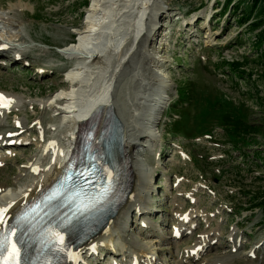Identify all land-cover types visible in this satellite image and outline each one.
<instances>
[{
  "label": "rangeland",
  "instance_id": "1",
  "mask_svg": "<svg viewBox=\"0 0 264 264\" xmlns=\"http://www.w3.org/2000/svg\"><path fill=\"white\" fill-rule=\"evenodd\" d=\"M91 1L0 0L1 29L18 31L11 43L24 45L22 51L14 52V46L0 51V92L23 96L16 109L0 113V134L5 136L18 130V136L24 139L3 153L0 185L7 181L15 183L18 175L19 182L25 180L26 162L35 156L39 143L54 134L55 119L51 117L54 114L46 102L69 87L68 71L74 67V61L63 58L56 47L75 41L84 33ZM225 1L161 0L164 14L148 48L150 52L155 50V57L159 59L148 62L149 68L155 69L158 62V72L169 89L164 90L168 97L155 116L154 143L144 142L145 146L137 150L138 157L153 172L150 191L144 193L147 217L132 213L130 233L158 246L156 258L164 264H202L217 259L216 263L225 264H264V210L260 205H250L255 202L254 195H259L260 200L263 198L260 191L264 190V56L259 55L264 44L260 49L255 46V33L259 29H251L249 25L263 19L264 11L239 23L235 14L240 15L246 5L234 6L233 10L232 4L240 0H231L228 5ZM14 24L21 29L13 28ZM223 58L229 61L248 58L243 67L252 70L251 78L231 79L226 65L219 64ZM186 82L199 91L208 89L212 98L224 95L226 100L242 107L251 124L259 126L251 134L254 140L241 148L243 153L224 139L223 128L218 124L211 135L200 134L194 138L170 132V121L178 118L176 106L188 105L187 100H177V89ZM195 112L191 105L188 114L182 115L185 126H191ZM14 114L17 119L26 120L23 132L14 129ZM36 119L41 121V126L34 124ZM42 129L46 132L39 135ZM0 144V148L6 145ZM256 150L262 153L257 155ZM44 157L39 159L43 163ZM182 213L189 215L184 224V228L187 225L189 228L180 230L181 234L174 237L173 228L177 227ZM213 232H217L216 238L206 251L188 256L190 246H195L205 235L209 240L207 233L212 236ZM112 249L99 252L98 258L92 256L94 264L129 258L127 252L117 249L115 254Z\"/></svg>",
  "mask_w": 264,
  "mask_h": 264
},
{
  "label": "bare ground",
  "instance_id": "2",
  "mask_svg": "<svg viewBox=\"0 0 264 264\" xmlns=\"http://www.w3.org/2000/svg\"><path fill=\"white\" fill-rule=\"evenodd\" d=\"M163 14L164 7L161 0L91 1L90 8L87 10L84 33L80 34L75 41L56 47L63 58L74 61V67L68 71L69 87L52 95L46 102L47 108H50L54 114L51 116L55 119L54 134L51 139L39 143L35 156L26 162L25 180L19 182L18 175L15 183L7 181V185H0V206L12 203L8 217L9 223H13V217L23 210V205L32 196H36L50 185L62 171L63 167L60 165L65 164L69 156L74 131L77 126L80 128L82 124H87L91 120L88 118L80 122L79 119L88 117L96 108L102 110L103 118L107 114L112 115L111 123L109 119L104 118L101 125H106L108 122L110 126H106L103 130L104 138L111 140L113 133L117 137L119 149L117 158L122 161V169L125 172L123 196L113 213L110 207L100 211L98 216L101 219L106 218L102 226L96 227L92 232L89 231V237L74 246L75 250L71 257L75 258H70L64 264H94L92 256L98 258L99 251L108 248H113V251L121 249L128 253L129 258L124 261L112 259L103 264H164L157 258H150L156 254L155 249L159 248L158 246H152L147 240H141L130 233L132 213H135L136 217L140 214L147 217L145 210L148 204L144 193L150 191V177L153 172V168H147L138 157L137 150L145 146L144 142L149 145L154 143L152 130L155 116L164 103V90L169 89L166 80L159 73L158 62L154 65L155 69L148 66L150 65L148 62L159 60L155 57L156 51L150 52L148 48L153 44V31L158 27L159 19ZM2 26L0 24V46H2L0 51L3 47L10 46L16 48L14 52L24 50V45L11 43V38L17 37L18 31L2 30ZM13 28L21 29L18 24H14ZM141 75L149 81H145V78L140 77ZM120 91L122 94L119 93ZM0 94L11 100L10 105L5 108L7 111L11 108L16 109L23 101L21 94L5 92ZM136 99L140 103L135 102ZM3 108L0 107V109ZM19 121L21 128L25 129L26 120ZM37 124L40 122L38 121ZM13 139L14 141L15 139L23 140L21 137ZM3 140L11 144L13 141L12 137L8 139L0 134V143ZM42 156H45L44 163L39 160ZM16 159L20 160V157L17 156ZM96 209L98 212L99 207ZM58 212L57 205L46 214L35 217L32 221L35 226L31 231H27V226L25 227L26 233L29 234V242L26 246H34V250L24 249L21 264H43L45 260L49 264H57L58 252L43 249L41 229L45 226L52 227L49 221L60 218ZM188 217L189 215L182 213L177 227L174 226L173 230H187L189 225L184 228V224L189 220ZM135 221L137 222L136 218ZM142 221L146 223L144 218ZM207 234L211 238L207 240L205 235L198 239L195 246L189 247L188 256L198 255L212 245V239L216 238L217 232H213L212 236L210 233ZM64 235L66 240L71 238L70 234ZM198 247H200L198 251L191 255L190 250H197ZM69 251H71L70 248H68ZM144 256L146 258H143ZM217 260H208L202 264H225L216 263Z\"/></svg>",
  "mask_w": 264,
  "mask_h": 264
},
{
  "label": "trees",
  "instance_id": "3",
  "mask_svg": "<svg viewBox=\"0 0 264 264\" xmlns=\"http://www.w3.org/2000/svg\"><path fill=\"white\" fill-rule=\"evenodd\" d=\"M230 2L231 0L225 1L226 5L230 4ZM240 5L246 6H244V10L240 15L235 14L236 21L239 23H243L251 16L258 15L260 12L264 11V0H240L236 4H232V9L234 10V6L239 7ZM263 23L264 18H259L249 24L251 29H259V31L255 33V39L253 42L258 49H260L264 44V27H261ZM259 55L264 56V50H260ZM219 61V64L222 66L226 65L228 75L231 79L240 78L243 80H249L251 78L252 70H245L243 67L246 65L248 58L231 61L223 58ZM190 84V82L180 84L177 89V100L180 102L187 100L188 105L186 107L181 105L176 106L178 108L175 110L179 112L178 118L174 117L172 122L170 121V126L172 127V131L170 132L182 133L184 137L194 138L200 134L211 133L214 127H216V124H218L223 128L221 135H224V139L230 143L232 148H235L236 150L240 149V152L243 153L241 148L245 147L249 140H254V136L251 134L256 132L259 129V126L251 124L244 116L242 107H237L232 102H229L225 99L224 95H216L212 98L208 89L199 91L197 90V87L192 88ZM191 105H193V107L196 109V112L193 116H191V126L187 127L183 124L182 115L188 114ZM262 135L264 136V132H262ZM256 143L259 144V141ZM255 152L257 155H260L261 151L256 150ZM262 157L263 162L264 156ZM260 194L263 198L260 200L259 195H254L252 200H255V202H252L250 205H260L264 210V190H261Z\"/></svg>",
  "mask_w": 264,
  "mask_h": 264
},
{
  "label": "snow or ice",
  "instance_id": "4",
  "mask_svg": "<svg viewBox=\"0 0 264 264\" xmlns=\"http://www.w3.org/2000/svg\"><path fill=\"white\" fill-rule=\"evenodd\" d=\"M2 47V46H0ZM11 103L10 98H6L0 94V107H8ZM35 170V169H34ZM110 189L104 188L106 194ZM71 190L68 189L67 184H62L58 189L45 197L40 204H33L31 208L26 207L24 210L18 212L14 223H9L8 212L12 207V203L7 206H0V264H21L22 253L24 252L26 241L25 226L27 231L35 226L32 221L35 216L39 215L41 207H50L52 202L57 198L64 196L67 203H75V195H69ZM60 206V205H58ZM89 205L77 204L76 212L82 213L87 211ZM79 221L76 213H73L71 218L64 219L57 218L55 221H49L52 227L45 226L41 229V239L43 249L49 252H66L68 251V243L64 233H71L75 227V223ZM75 258V257H70ZM43 264H49L47 260Z\"/></svg>",
  "mask_w": 264,
  "mask_h": 264
},
{
  "label": "water",
  "instance_id": "5",
  "mask_svg": "<svg viewBox=\"0 0 264 264\" xmlns=\"http://www.w3.org/2000/svg\"><path fill=\"white\" fill-rule=\"evenodd\" d=\"M115 120V119H114ZM115 122H116V120H115Z\"/></svg>",
  "mask_w": 264,
  "mask_h": 264
}]
</instances>
